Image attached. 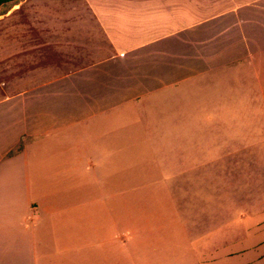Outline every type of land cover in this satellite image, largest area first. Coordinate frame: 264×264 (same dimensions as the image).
<instances>
[{"label":"crops","instance_id":"obj_1","mask_svg":"<svg viewBox=\"0 0 264 264\" xmlns=\"http://www.w3.org/2000/svg\"><path fill=\"white\" fill-rule=\"evenodd\" d=\"M56 27L60 28L57 33L68 37L65 42L70 41V45L58 48L59 52L82 56L86 35L93 30L106 38L109 53L103 57L96 50L94 61L0 99V264H86L84 252L96 234L101 238L99 249L112 250L117 241L113 232L117 223L111 218L117 211L108 206L107 226L96 225L101 221L94 218L88 230L87 219L91 216L87 201H98L105 192L112 199L120 184H136L135 177L120 183L118 170L107 162L110 172L102 179L74 181L69 176L77 169L73 166L74 171H64L61 180L46 179L42 190L30 168V154L38 152L33 146L40 139L70 132H77L79 137L99 135L106 140L96 149L109 158L117 155V135L113 136L114 131H100L105 123L115 120L121 108L129 107L127 114L136 123V116L145 112L141 110L147 105L157 103L160 107L165 103V107L171 106L166 114L171 121L177 106L171 102L180 101L190 92L196 96L202 91V83L204 92L208 90L205 99H198L204 111H200L202 120H207L204 128L211 121L226 126L230 118L225 113H229L231 100L238 94L242 100L235 105L249 103L256 114L260 107L264 115V0L6 2L0 8V73L6 72L7 53L12 48L32 50L27 56L35 59L38 70V35L54 34ZM208 108L210 112H206ZM175 127V120L159 123L157 132L150 134L176 136L179 131ZM189 128L186 126L184 131ZM142 129L137 125V132L142 134ZM222 134L218 137H225L224 131ZM214 137L213 130L186 136L184 144L164 148L171 158H160L158 162L153 157L155 164L145 169H231V162L209 160L207 155L216 151L211 150L208 139ZM149 148H129L131 154L121 169L145 166L136 164L134 156L150 159L146 156L155 151ZM49 151L52 154L51 148ZM54 160L55 155L48 156V168ZM40 190L44 191L41 195ZM102 208L100 204V213ZM54 219L57 221L53 223ZM111 226L114 228L106 236ZM256 227L260 238L242 251L228 254L229 259L240 256L235 263L230 259L229 264H264V220H258ZM205 258L204 263L214 261L213 257Z\"/></svg>","mask_w":264,"mask_h":264},{"label":"rangeland","instance_id":"obj_2","mask_svg":"<svg viewBox=\"0 0 264 264\" xmlns=\"http://www.w3.org/2000/svg\"><path fill=\"white\" fill-rule=\"evenodd\" d=\"M10 6L11 3L7 5ZM59 29L56 27L54 34L38 35V70L35 59L29 58L32 50L12 48L8 51L6 72L0 73V99L61 77L68 71L94 61L96 50L98 53L101 51L103 57L109 53L106 38L93 30L86 35V51L82 56L74 52H59L58 48L70 45V41L65 42L68 37L57 33ZM74 54L76 55L72 56ZM201 88L202 91L196 96L190 92L181 98V102L178 99V103L176 100L171 102L173 106H179L175 107V119L173 118L175 129L179 131L176 136L166 138L159 133L156 136L150 134L157 132V124L164 125L174 121H169L171 116L166 115L171 106L165 107V103H160V108L155 103L152 107L143 105L145 108L141 111L145 112L136 116L138 123H133L134 117L128 116L129 107H124L116 113L112 123L103 125L100 132L114 131L113 136L117 135L118 140L117 155L109 158L100 148L96 149V146L106 140L99 135L94 138L79 137L77 132H70L40 139L33 146L34 151L38 149V152L30 154V168L42 190L45 189L42 185H45L46 179L61 180L64 178L63 172H71L73 166L77 169H72L74 174L69 176L74 181L78 178H104L110 172L106 169L107 162L110 167L113 164V170H118L117 179L120 183L127 181V177H135V185L120 184L119 194L117 187V194L112 199L106 192L98 201L89 204L88 199L87 213L91 217L88 215L87 229L94 225V218L101 221L96 222V225L102 223L107 226L105 210L112 206L117 214L113 212L111 219L117 224L105 233L109 236L108 232L114 228L117 241L115 246L113 242L112 250L105 247L99 249L101 238L97 234L92 235L91 244L87 245L84 252L86 264H229L230 259L231 263H235L240 256L229 259L228 254L242 251L241 249L253 245L260 238L256 225L258 220H264V115L260 114V107L256 114L254 105L249 103L235 105L239 99L242 100L238 94L228 107L230 114L225 113L230 118L226 126H222L221 122L211 121L210 126L204 128L202 125L207 120H202L200 111H204L198 99H205L204 94L208 90L204 92V83ZM135 108L138 109L139 106L135 104ZM209 110L208 108L206 112H210ZM217 116L222 115L218 113ZM137 125L143 127L142 134L141 131L137 132ZM186 126H190L189 130L193 132L184 131ZM211 130L215 137L208 139V142L211 150L216 152L207 155L209 160L231 162V169H145L155 164L153 157H157L158 162L161 161L160 158H171L165 152V147L180 146L184 144L186 136ZM223 131L225 137H218L219 133L223 135ZM132 134L136 136L132 137ZM134 147L137 150L150 147L155 153L146 156L150 159L140 160L139 154L134 156L136 164L145 166H136L134 170L124 169L125 167L121 169V164L131 154L128 149ZM48 148H51L56 158L50 168L47 167V159L52 154L48 152ZM204 157L205 155L201 156L203 159ZM42 190L40 195L44 192ZM100 204L103 205L101 213ZM1 223L0 218V225ZM102 252L104 254L101 255ZM208 256L213 257L214 261L204 263Z\"/></svg>","mask_w":264,"mask_h":264},{"label":"trees","instance_id":"obj_3","mask_svg":"<svg viewBox=\"0 0 264 264\" xmlns=\"http://www.w3.org/2000/svg\"><path fill=\"white\" fill-rule=\"evenodd\" d=\"M16 0H0V8L6 3V2H15Z\"/></svg>","mask_w":264,"mask_h":264}]
</instances>
